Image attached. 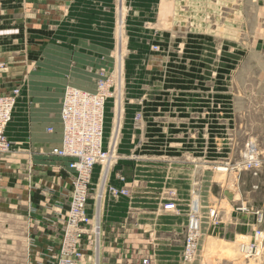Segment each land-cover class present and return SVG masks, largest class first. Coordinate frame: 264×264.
Listing matches in <instances>:
<instances>
[{
	"label": "rangeland",
	"instance_id": "obj_1",
	"mask_svg": "<svg viewBox=\"0 0 264 264\" xmlns=\"http://www.w3.org/2000/svg\"><path fill=\"white\" fill-rule=\"evenodd\" d=\"M8 1L13 4L10 14L21 15V20L25 23L34 25L44 21V18H40L42 14L46 15L47 25H52L55 21V0ZM119 1L121 8L119 5L118 43L121 36L120 25L124 27V33L127 31V19L133 12L131 5L138 4L144 11L149 12L151 1L156 0ZM162 2L167 5V0ZM169 2L171 7L167 12L163 13L162 6L160 8L159 26L166 30L169 28L173 40L185 38L181 46L171 45L169 50L174 53L181 51L180 56L186 58L182 62L184 70L192 72L194 67H197L201 71H194L197 76L184 75L172 81L173 100L186 105L181 104L171 113L174 117L168 133L167 130L164 131L167 126L163 125L168 116L157 117L155 136L158 139L149 141L147 145L146 140L142 142L145 145L144 154L151 151L150 154L142 156V144H136L134 136L131 135V132L134 135L136 131L133 123L138 124L137 114L134 121L121 123L119 136L121 138L122 134L128 132L129 141L122 143L120 138L118 139L117 159L111 166L109 181L106 183L112 185V172H118L123 177L118 179L126 182L124 188H127L129 193L116 196L105 190L102 215L100 214L99 264H153L154 246L164 240L174 245L176 251H181L175 254V258L179 256L184 264H264V0ZM16 8L21 9L19 14ZM154 19L152 18V21ZM34 33L31 28L30 39L37 38ZM42 56L44 58V54ZM195 57H198L197 61L193 60ZM115 63L117 59L111 68L102 69L114 74ZM37 64L36 68L31 65L27 69L18 84L4 86V93L18 90L15 110L21 100H37V96L42 95L38 87H45L44 94L49 95L48 100L53 102V106L59 110L61 105L60 121L63 131L61 114L68 88L87 89L74 84L71 77L55 76L52 70L43 67L38 69ZM0 65L3 76L7 66L4 63ZM99 71L92 79L94 88L87 91L96 92ZM130 79L132 83L135 82V78ZM134 86L135 83L132 84V87ZM33 87L35 89H32ZM131 95L133 97V92ZM127 97L123 89L122 106L129 110L135 103L130 96ZM216 100L217 104H221L220 108L213 112L210 102ZM116 103L114 97L109 98L106 103V144L109 143L116 124ZM197 105L201 107L200 112L195 109ZM200 113L206 114V118L202 116L200 120ZM214 116L221 125L217 124L215 127ZM125 128L128 130L125 131ZM53 131L48 130L46 134L51 135ZM250 146L254 147L260 162L256 164L259 166L255 169H246L249 165L242 167L246 160L244 154ZM120 147L127 151H121ZM7 155L0 157V180L5 179V174L10 175L14 171L9 169L13 162ZM54 157L64 161L60 157ZM199 165H207V172H202V183H195L197 174L193 170ZM182 166L187 167V171H183ZM100 170L97 168L93 180L94 198L100 184ZM16 173L22 176L25 171L17 169ZM1 192L0 264H29L32 262L30 260L34 259L31 251L34 248V239L29 236L33 226L23 214L25 205H20L22 210L19 208L18 212H7L2 201L6 200L8 190ZM196 195L198 200H194ZM186 200L189 201V206L186 205ZM96 206L97 201H92V209L98 210ZM53 207H56L53 218H56L57 214L61 216L63 206L59 204ZM195 212L201 221L202 234L194 257L190 262H186L183 258L186 229L190 216ZM256 213L263 215L261 223L256 222ZM59 222L52 224L62 230L64 224L58 226ZM215 226L216 232L211 233ZM257 230L263 232V238L259 239L260 256L247 257L240 251V245L254 240V232ZM29 239L31 246L28 245ZM88 246V252L77 264H96L97 250L93 251V247ZM51 248L54 247H49L48 251ZM55 255H49L48 260L40 264H54Z\"/></svg>",
	"mask_w": 264,
	"mask_h": 264
},
{
	"label": "crops",
	"instance_id": "obj_2",
	"mask_svg": "<svg viewBox=\"0 0 264 264\" xmlns=\"http://www.w3.org/2000/svg\"><path fill=\"white\" fill-rule=\"evenodd\" d=\"M132 1L135 2V0ZM162 1H151V8L148 7L149 12L144 11L138 4L131 5L133 12L127 19V31L124 33V27L120 25L121 36L118 43L119 0H55V21L52 25H47L46 15L43 14L40 18H44V21L34 25L30 22L25 23L21 20V15L10 14L13 4H10L8 0H0V63L7 66L0 79L1 86L3 85L2 92H4V86L11 83V85L18 84L27 69L31 65H34V68L36 63H38V69L43 67L52 70L55 76L71 77L74 84L83 89L92 90L95 86L92 79L97 76L98 71L102 68H111L116 59L118 62L117 50L122 55L120 62L123 79L122 91L116 98L117 103L114 108L115 114L117 112V125L115 124L112 129L110 140L114 139L118 142L121 123L134 121V116L139 112L142 116L141 120L137 125L133 123V128L136 130L134 135L131 132L136 144L137 142L142 144L143 140H146L147 145L149 141L158 139L155 136L157 117L168 116L163 122V125L167 126L164 131L167 130L168 133L174 117L171 113L181 104L186 105L173 100L172 81L184 75L197 76L196 72L201 71L197 67H194L192 72L184 70L182 62L186 58L180 56L181 51L174 53L169 50L171 45L179 47L182 41L185 42V38L173 40L170 37L172 34L169 28L166 30L159 26L161 6L163 13L171 7L169 0L167 5L162 4ZM16 10L19 14L21 9L16 8ZM152 18L155 19L152 21ZM120 23L122 24L123 20ZM31 28L34 34H37V38L30 39ZM155 46L157 49L153 50ZM193 60L197 61L198 57ZM130 78H135L134 87ZM123 89L135 103L129 110L122 106ZM39 90L42 95L37 96V100H21L13 112L12 121L7 127V137L12 142L13 150L7 157L13 162L9 169L14 171L10 170V172L13 171L12 174L8 171L10 175L5 174V179L0 180V190H8L6 200L2 201L7 212L9 210L14 212L19 208L22 210L20 205H25L23 214L28 218V223L33 226L29 236L34 239V248L32 247L31 250L34 259H31L32 262L29 264L46 262L47 246L55 248L59 245L61 230L52 224L57 221L53 218L56 210L53 206L66 205V197L72 186L70 170L67 168L68 160H56L57 158L51 154L54 147L62 144L61 105L57 110L53 102L48 100L49 95L44 94L45 87L41 86L40 89L38 87ZM132 92L134 98L131 95ZM220 104L219 102L217 104V100L210 102L211 111L216 112ZM200 108V105L195 106L199 112ZM202 116L206 118V114H198L200 120ZM193 124L196 125L195 122ZM217 124L221 125L217 123L214 116L215 127ZM51 127L55 131L47 135ZM127 133L122 134L120 138L122 143L129 141ZM121 147V151H127ZM144 149L145 145L142 144V156L151 153L146 151L144 154ZM206 166H195L193 170L197 174L195 183L201 182L202 172H207ZM17 169H23L25 173L22 176L18 175ZM182 170L187 171V167L182 166ZM3 171L7 173L5 169ZM112 173L110 183L123 188L126 182L118 179V175H122L115 171ZM30 196L31 202H28ZM195 199L198 200L197 195ZM188 200L186 205L189 206ZM31 207L36 211H32ZM90 212L92 213V210ZM185 215L188 216V214ZM216 230L215 226L214 233ZM28 245L31 246L30 239ZM180 252L176 251V247L169 241H160L154 246L153 264H184L179 256L175 258V254ZM196 264L212 263L198 262ZM213 264L241 263L215 262Z\"/></svg>",
	"mask_w": 264,
	"mask_h": 264
},
{
	"label": "built area",
	"instance_id": "obj_3",
	"mask_svg": "<svg viewBox=\"0 0 264 264\" xmlns=\"http://www.w3.org/2000/svg\"><path fill=\"white\" fill-rule=\"evenodd\" d=\"M155 49H157L156 46ZM1 67L0 65V78ZM99 76L96 92L74 87H69L66 92L61 114L63 119V143L60 148H54L52 153L54 156L68 160L67 168L70 170L72 191H70L69 197L66 198V205L64 204L62 207L63 213L60 214L61 216H58V214L55 216L57 221H60L58 226H62V224L64 226L61 230V247L51 248L47 254V260L49 252H51V255L56 254L53 256L55 259L54 264H77L88 252V245L93 247V251L97 248V230L101 233V225L98 227L97 220H94V218H98V213L96 209L91 207V194L94 191L92 185L97 168L101 169L99 185L103 184L106 170L112 162L113 157L110 154L109 147L108 149L105 148L107 144L104 141L106 103L109 98H115L119 84L116 76L105 69L99 71ZM17 96V89H13L7 94L2 92L0 83V157L9 154L13 150L12 142L6 136V129L12 120ZM73 111L74 113L70 116L71 124L67 125L66 118ZM85 118L87 119L82 124L74 123V120L80 121ZM136 120H140V113L136 115ZM49 131H53V129L49 128ZM70 136L74 138L72 143L69 142ZM110 147L112 148V146ZM244 156L246 160L242 167L246 168L249 165L246 169H255L256 164L260 163L257 160L253 146L249 147ZM118 177L123 179L122 176L118 175ZM104 189L116 196L129 193L127 188H117L106 184V181ZM29 202H31V196ZM91 209L94 214L90 212ZM66 210L68 211L66 212ZM66 213V221L60 220ZM255 216L257 223L263 221L262 214L256 213ZM99 224H101L100 217ZM201 228V221L197 213L193 214L186 229L187 237L183 254L186 262L192 260L198 248V241L202 234ZM261 233L263 232L257 230L254 232V240L241 243L240 251L245 256H260L261 242H259V239L263 238Z\"/></svg>",
	"mask_w": 264,
	"mask_h": 264
},
{
	"label": "bare ground",
	"instance_id": "obj_4",
	"mask_svg": "<svg viewBox=\"0 0 264 264\" xmlns=\"http://www.w3.org/2000/svg\"><path fill=\"white\" fill-rule=\"evenodd\" d=\"M123 32V31H122ZM122 32H121V34H122ZM118 53V58H119V60H118V62L116 63V70H115V72H114V75L116 76V78L118 79V91H117V94L115 95V98H118V96L121 94V91H122V79H123V77H122V70H121V62H120V59H121V53L120 52H117ZM1 79V78H0ZM0 83H1V81H0ZM1 88H2V86H1ZM122 108V107H121ZM72 113H74V111L73 112H71L68 116H67V118H66V121H67V125H70L71 124V114ZM141 114H140V120H141ZM87 118H85V119H83V120H80V121H75L74 120V123L75 124H82V123H84V120H86ZM139 120V121H140ZM137 121V120H136ZM138 122V121H137ZM117 123V122H116ZM117 125V124H116ZM119 130V129H118ZM116 132H118V131H116ZM116 132H115V134H116ZM116 138V137H115ZM74 141V138L73 137H71L70 136V138H69V142L70 143H72ZM116 145H117V142H116V140H114V139H112V140H110L109 141V143H107V145L105 146V148H107L108 149V147H109V151H110V154L112 155V162H111V165H110V167L106 170L107 171V173H106V175H105V178L103 179V184L102 185H99L100 187H98L97 188V190H99V188H100V190L98 191L99 193H96V198H94V195H92L91 194V200H93V201H97V209L98 210H96V212H98V218L96 219V218H94V220L96 221L97 220V226L99 227V217H100V214H101V207H102V203H103V197H104V195H105V189H104V183H105V181L107 182V181H109V176H110V172H111V166H112V164L116 161V159H117V150H116ZM110 146H112V148L110 147ZM115 146V147H114ZM113 147H114V149H113ZM32 180V179H31ZM107 184V183H106ZM71 188H72V186H71ZM71 191H72V189H71ZM238 196H236V200L238 199L237 198ZM68 210H66V212H67ZM93 213V212H92ZM94 214V213H93ZM193 214H196V212L195 213H193ZM192 214V215H193ZM190 217H192V216H190ZM66 218H67V213L64 215V217H61V219L60 220H64V221H66ZM101 221V220H100ZM99 230H97V240H96V246L98 247V248H96L97 249V251H96V253L97 252H99L98 253V256H97V258H96V260H97V262H96V264H99L100 263V250H99V247H100V241H101V239H100V236H101V233H100V231L98 232ZM261 234H263V233H261ZM254 237H255V235H254ZM61 245H62V241H61V239H60V242H59V248L61 247ZM47 248L49 249V246H47ZM58 248V249H59ZM46 254H48V252L46 253ZM49 255H51V252H49Z\"/></svg>",
	"mask_w": 264,
	"mask_h": 264
},
{
	"label": "water",
	"instance_id": "obj_5",
	"mask_svg": "<svg viewBox=\"0 0 264 264\" xmlns=\"http://www.w3.org/2000/svg\"><path fill=\"white\" fill-rule=\"evenodd\" d=\"M213 231H214V228L212 229L211 233H213Z\"/></svg>",
	"mask_w": 264,
	"mask_h": 264
}]
</instances>
